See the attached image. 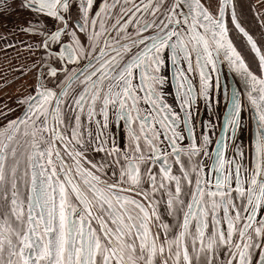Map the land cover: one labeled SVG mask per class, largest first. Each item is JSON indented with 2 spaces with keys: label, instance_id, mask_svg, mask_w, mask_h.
<instances>
[{
  "label": "snow or ice",
  "instance_id": "snow-or-ice-1",
  "mask_svg": "<svg viewBox=\"0 0 264 264\" xmlns=\"http://www.w3.org/2000/svg\"><path fill=\"white\" fill-rule=\"evenodd\" d=\"M13 12L0 264H264V5L0 0Z\"/></svg>",
  "mask_w": 264,
  "mask_h": 264
},
{
  "label": "flooded vegetation",
  "instance_id": "flooded-vegetation-1",
  "mask_svg": "<svg viewBox=\"0 0 264 264\" xmlns=\"http://www.w3.org/2000/svg\"><path fill=\"white\" fill-rule=\"evenodd\" d=\"M250 2L253 3V0H250ZM256 10H257V7H256ZM24 15H25L24 13L13 12L8 17L0 18V34H4L9 29H12L13 25L16 24L19 20H21ZM250 15L252 16V20L255 23L256 18L254 16V14H250ZM0 55H2V54H0ZM0 71H2V69H0ZM12 87L14 88L15 86L13 85ZM6 91H8V90H6Z\"/></svg>",
  "mask_w": 264,
  "mask_h": 264
},
{
  "label": "rangeland",
  "instance_id": "rangeland-1",
  "mask_svg": "<svg viewBox=\"0 0 264 264\" xmlns=\"http://www.w3.org/2000/svg\"><path fill=\"white\" fill-rule=\"evenodd\" d=\"M253 3L257 7V10H261V6L264 5V0H253Z\"/></svg>",
  "mask_w": 264,
  "mask_h": 264
},
{
  "label": "crops",
  "instance_id": "crops-1",
  "mask_svg": "<svg viewBox=\"0 0 264 264\" xmlns=\"http://www.w3.org/2000/svg\"><path fill=\"white\" fill-rule=\"evenodd\" d=\"M5 34V33H4ZM0 98H3L2 96H0Z\"/></svg>",
  "mask_w": 264,
  "mask_h": 264
}]
</instances>
